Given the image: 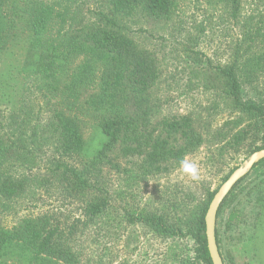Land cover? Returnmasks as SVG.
Listing matches in <instances>:
<instances>
[{"label":"trees","instance_id":"obj_1","mask_svg":"<svg viewBox=\"0 0 264 264\" xmlns=\"http://www.w3.org/2000/svg\"><path fill=\"white\" fill-rule=\"evenodd\" d=\"M71 1L0 0V70L3 65L20 64L18 73L40 81L48 111L40 129L42 136L51 139L56 153L44 181L59 187L66 198L82 203L84 214L93 220L103 216L111 205L107 190L110 170L130 186L167 174L200 149L204 135L189 115H163L158 105L150 103L162 75L159 60L125 33L121 24L135 15L166 22L183 0H102L105 10L99 12L97 20L82 26L68 23L69 9L61 6ZM214 1L225 7L230 19L240 15L242 0ZM254 65L264 73V54ZM209 71L208 79H221L232 105L250 120L221 150H239L257 133L261 134L262 145L255 150L264 148V105L245 97L237 63L210 66ZM3 76L11 80L12 70ZM7 88L6 80L1 81L2 95L12 99ZM78 117L93 122L88 140ZM3 157L0 207L22 196L30 181L2 170L8 160L7 155ZM256 169L259 178L255 176L247 185L242 182L251 172L242 178L221 204L218 217L234 200L230 199L235 192L254 196L252 211L258 213L252 224L255 233L244 235L242 231L245 239L241 235L233 238L244 242L238 248L240 252L245 246L246 252L258 255V261L264 263V159L252 171ZM216 192H210L205 205L185 221L171 223L165 213L136 214L128 210L129 221L142 222L165 236H191L196 253L192 262L184 264H213L205 216ZM227 223L234 229L248 224L244 210L234 207ZM74 228V224L65 226L49 213L25 218L12 228H6L0 220V264H85L75 243ZM216 236L225 264H235L218 228Z\"/></svg>","mask_w":264,"mask_h":264},{"label":"rangeland","instance_id":"obj_2","mask_svg":"<svg viewBox=\"0 0 264 264\" xmlns=\"http://www.w3.org/2000/svg\"><path fill=\"white\" fill-rule=\"evenodd\" d=\"M61 7L69 9L68 23L73 26L94 22L105 10L102 0H73ZM121 24L125 33L159 60L162 75L152 90L150 103L158 105L163 115H189L204 135L200 149L186 157L198 165L199 180H193L179 166L130 186L110 170L107 190L111 205L103 216L90 219L82 203L66 198L59 187L45 183L44 175L56 153L51 139L42 136L40 129L48 114L40 81L18 73L21 65L10 63L0 70V82L6 80L12 98L4 97L0 89V161L3 155L8 156L1 169L30 181L22 196L0 207V220L6 228H12L25 218L49 213L65 226L74 224L75 243L85 264L192 262L197 245L191 236H165L142 222H130L128 210L136 214L165 213L171 223L185 221L262 145L261 134L257 133L239 150H221L250 120L232 105L222 80L208 78L210 66L236 62L245 97L264 105V73L254 65L256 58L264 54V0H242L237 19H230L225 7L214 0H183L177 13L166 22L135 15ZM9 69L11 80L3 76ZM76 119L84 138L90 139L93 122L84 117ZM250 172L242 185L258 177L257 169ZM233 197L218 217L219 237L228 243L235 264H264L258 261V255L246 252L245 246L240 252L238 248L244 242L233 238L242 231L244 235L255 233L252 224L258 213L252 211L251 205L255 198L243 192H235L230 200ZM234 207L243 209L248 219V224L237 229L227 223ZM241 238L245 239L243 235Z\"/></svg>","mask_w":264,"mask_h":264},{"label":"water","instance_id":"obj_3","mask_svg":"<svg viewBox=\"0 0 264 264\" xmlns=\"http://www.w3.org/2000/svg\"><path fill=\"white\" fill-rule=\"evenodd\" d=\"M264 159V148L252 153L238 168H236L228 179L221 185L214 195L205 216L206 236L209 253L213 264H225L221 255L216 236L217 217L221 204L232 191L234 186L247 176L254 166Z\"/></svg>","mask_w":264,"mask_h":264},{"label":"clouds","instance_id":"obj_4","mask_svg":"<svg viewBox=\"0 0 264 264\" xmlns=\"http://www.w3.org/2000/svg\"><path fill=\"white\" fill-rule=\"evenodd\" d=\"M180 167L182 171L186 175L190 176L193 180H199L200 171L198 165L194 161L190 159H182L180 161Z\"/></svg>","mask_w":264,"mask_h":264}]
</instances>
